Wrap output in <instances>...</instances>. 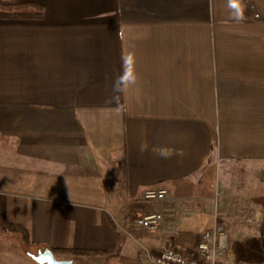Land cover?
Returning <instances> with one entry per match:
<instances>
[{
	"label": "crops",
	"instance_id": "0c3cea01",
	"mask_svg": "<svg viewBox=\"0 0 264 264\" xmlns=\"http://www.w3.org/2000/svg\"><path fill=\"white\" fill-rule=\"evenodd\" d=\"M17 1L43 13L0 19V211L29 244L0 264L54 249L105 252L55 256L71 264L189 256L220 225L221 165L264 161V0H242V21L227 0ZM129 52L137 81L114 92ZM152 188L165 200H143Z\"/></svg>",
	"mask_w": 264,
	"mask_h": 264
},
{
	"label": "rangeland",
	"instance_id": "374dc122",
	"mask_svg": "<svg viewBox=\"0 0 264 264\" xmlns=\"http://www.w3.org/2000/svg\"><path fill=\"white\" fill-rule=\"evenodd\" d=\"M221 166L215 206L218 223L225 227L228 245L241 264H262L264 161L231 159ZM20 243L22 244L20 236L0 228V250L3 247L18 246Z\"/></svg>",
	"mask_w": 264,
	"mask_h": 264
},
{
	"label": "built area",
	"instance_id": "2783aa9c",
	"mask_svg": "<svg viewBox=\"0 0 264 264\" xmlns=\"http://www.w3.org/2000/svg\"><path fill=\"white\" fill-rule=\"evenodd\" d=\"M166 196V190L152 188L143 192L142 199L161 202ZM161 222L160 212L148 214L137 220L143 229L149 231L155 230ZM229 249L225 227L215 225L202 234L196 250L189 256L171 249L156 251L144 249L140 252L139 258L144 264H235L230 259Z\"/></svg>",
	"mask_w": 264,
	"mask_h": 264
},
{
	"label": "trees",
	"instance_id": "16d2710c",
	"mask_svg": "<svg viewBox=\"0 0 264 264\" xmlns=\"http://www.w3.org/2000/svg\"><path fill=\"white\" fill-rule=\"evenodd\" d=\"M42 6L36 3L19 2L17 0H0V19L2 20H27V19H40L42 17ZM0 228L5 231H10L14 235L21 237L23 246H27L28 233L27 230L17 224H11L4 220L0 211ZM54 255H67V256H90L94 254H102L105 252L96 251H80L73 249H54L49 250Z\"/></svg>",
	"mask_w": 264,
	"mask_h": 264
},
{
	"label": "clouds",
	"instance_id": "9594fccd",
	"mask_svg": "<svg viewBox=\"0 0 264 264\" xmlns=\"http://www.w3.org/2000/svg\"><path fill=\"white\" fill-rule=\"evenodd\" d=\"M227 7L230 10V15L237 21H242L245 18V5L242 0H227ZM122 72L121 75L113 84V91L120 92L134 85L137 81L135 72V57L129 52L121 57Z\"/></svg>",
	"mask_w": 264,
	"mask_h": 264
},
{
	"label": "water",
	"instance_id": "95a60500",
	"mask_svg": "<svg viewBox=\"0 0 264 264\" xmlns=\"http://www.w3.org/2000/svg\"><path fill=\"white\" fill-rule=\"evenodd\" d=\"M31 258L38 264H71L70 260H57L49 250L31 256Z\"/></svg>",
	"mask_w": 264,
	"mask_h": 264
}]
</instances>
